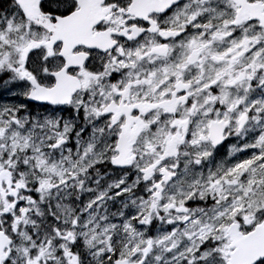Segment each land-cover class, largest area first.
Here are the masks:
<instances>
[{"label":"snow or ice","instance_id":"6c2138e0","mask_svg":"<svg viewBox=\"0 0 264 264\" xmlns=\"http://www.w3.org/2000/svg\"><path fill=\"white\" fill-rule=\"evenodd\" d=\"M0 264H264V0H0Z\"/></svg>","mask_w":264,"mask_h":264}]
</instances>
